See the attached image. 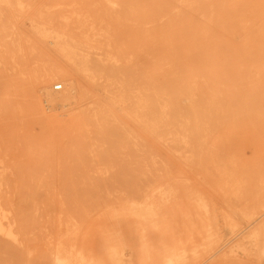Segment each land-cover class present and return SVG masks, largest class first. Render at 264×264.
Segmentation results:
<instances>
[{"label": "bare ground", "instance_id": "bare-ground-1", "mask_svg": "<svg viewBox=\"0 0 264 264\" xmlns=\"http://www.w3.org/2000/svg\"><path fill=\"white\" fill-rule=\"evenodd\" d=\"M171 1L152 0L147 5L155 7L154 17L162 19L160 22L147 18L144 22L111 23L109 26L124 34V38L113 41L106 34L102 13L109 9L107 3L115 0H85L81 6L67 0L65 6L75 15L74 24L82 26L83 34L75 46L82 45L72 50L76 39L65 35L67 22L58 29L32 22L35 41L21 34L14 37V25L5 19L2 9L9 10V14L18 11L34 16L41 13L42 6L32 1L0 0V116L4 109L13 108L28 95L35 116L52 122L39 97L29 96L32 79H12L4 67L23 54L41 52L42 44L50 43L71 60L82 82L98 93L90 108L82 109L68 122L79 131L80 149H94L105 163L98 172L108 173L111 182L138 185L145 181L147 169L158 163L151 157L153 152L182 151L183 161L208 176L209 189L228 204V209L219 215L236 232L245 223L251 224L258 214L249 208L242 210L241 202L243 197L252 195L248 186L254 178H261L259 171L264 164H258L254 174L242 170L241 140L244 136L249 138L264 160V146L259 145V139L264 138V20H245L249 15L238 12L234 0H195L196 6L184 8L172 7ZM139 8L135 4L131 7ZM79 9L89 16L86 20H79ZM261 14L264 19V5ZM106 15L115 16L113 11ZM197 17L205 20L196 21ZM217 18L236 20L213 21ZM114 55L118 63H103ZM36 83L43 91H49L47 98L52 105L78 103L77 96L82 92L60 68L41 72ZM61 88L62 91L56 90ZM159 165L164 166L163 161ZM19 167L26 169L25 164ZM13 175L9 164H0V249L9 244L24 246L29 239L27 234L34 229L20 206L27 196L17 185L24 186L28 177L21 173L20 179L15 180ZM159 179L156 176L154 180ZM139 193L147 197V193ZM34 195L32 191V201ZM233 200L236 207L229 204ZM196 201L197 233L205 238L206 247L199 251L192 247L190 256L184 247H175L160 256L158 262L144 241L141 249L151 259L150 264H242L241 255L234 254L241 250L240 238L227 249L215 250L218 231L212 230V224L218 215L208 208L206 197L198 195ZM35 202L30 221L39 212ZM69 210L61 206L59 212H65L69 219ZM80 210L87 212L85 208ZM117 212L112 209L107 214ZM56 231V264H106L102 258L75 250L76 244L64 237L70 230L61 218ZM103 248L111 258L119 254L120 263L133 264L132 244L119 243L112 233L105 238ZM67 250L74 254L61 253ZM123 255L127 257L123 259ZM11 256L13 264L27 263V258L25 263L14 253Z\"/></svg>", "mask_w": 264, "mask_h": 264}, {"label": "rangeland", "instance_id": "rangeland-1", "mask_svg": "<svg viewBox=\"0 0 264 264\" xmlns=\"http://www.w3.org/2000/svg\"><path fill=\"white\" fill-rule=\"evenodd\" d=\"M22 1L37 2L42 6L41 13L27 16L13 11L9 14L11 12L3 8L2 11L6 13L5 19L14 25V37L21 34L35 41L32 22L37 25H53L57 29L67 22L65 35H73L76 42L71 45V49L78 50L77 47L82 44L77 47L75 45L77 39L82 38V26H75V15L69 6H65L67 0ZM73 1L81 6L85 0ZM115 1V3H107L109 7L103 5L109 9L102 13L106 34L113 41H116L114 40L116 37L124 38L123 30L119 31L109 26L113 22L121 25L128 22H144L147 18L154 22L162 21L154 17L157 14L154 6L147 7L152 0ZM183 1L187 2L172 0L169 4L175 8L197 5L194 3L195 0ZM234 2L238 12L249 15L245 20L252 22L264 20L261 14L263 0H234ZM134 4L139 5L140 8L132 10ZM108 11H113L115 16L108 17L106 15ZM86 14L83 9H79V20H86L89 17ZM149 14L152 16H145ZM194 19L205 20L201 17ZM234 20L236 19H213V21ZM42 45L41 52L36 50L37 54L33 52L23 54L15 59V63L10 62L4 66L12 79L21 77L32 79L33 88L29 96L39 97L44 112L52 122H44L35 116L28 95L22 97V101L13 108L4 109L0 116V164L7 163L11 166L15 180L20 179L21 173H25L28 177L24 186L17 185L27 196L24 204L20 205L23 206L25 219L34 227L27 234L29 239L24 246L9 244L7 248L0 249V264H13L11 256L13 253L25 263L27 258L26 264H56L54 241L59 235L56 226L60 218L63 223H68L70 231L68 235L64 234V237L76 244L75 250L102 258L106 264H124L120 263L119 254L111 258L105 253L103 244L110 233L118 238L119 243L132 244L133 264L151 262L141 249L144 241L151 257L158 258V262L160 256L170 253L175 247H184L190 256L192 247L197 251L206 247L205 238L197 233L198 195L206 197L208 208H212L211 211L218 215L216 223L212 224V230L218 231L215 250L227 249L240 238L241 250H237L234 254L241 255L242 264H264V165L259 171L261 178L257 181L255 178L254 181L252 179L253 182L248 186L252 189V195L243 197L241 202L242 210L249 208L257 211L258 214L251 224L245 223L236 232H232L225 219L219 215L221 211L228 209V204L214 196L213 190L209 189L210 186L207 184L208 176L183 161L182 151L173 154L162 150L153 152L151 157L158 163L147 169L145 181L138 185L124 184L117 180L111 182L112 177L108 173L98 172L105 163L99 159L94 149H80L79 131L74 126L68 125L71 117L82 109L92 106V99L98 95L97 91L82 82L83 78L71 65V60L61 55L55 46L50 43ZM82 48L85 49L83 46ZM109 62L118 63L117 56L103 60L105 65ZM51 68L62 69L66 78L78 88V91L82 90L77 96L78 103L52 105L48 101L49 91H43L36 81L40 78L41 72ZM56 90L62 91L63 88ZM250 141L246 136L241 140L242 170L254 174L256 166L264 164V160L259 158L260 152L257 146ZM259 145L264 146V138L259 139ZM160 161H163L164 166L159 165ZM20 164H25L26 169L20 168ZM156 176L160 178L158 181L154 180ZM135 190H138V193ZM32 191H35L34 200L39 212L34 217L31 216L32 221H30L29 213L34 201L31 199ZM139 191L147 193V197L140 195ZM89 194L90 196H87ZM234 201H230L229 204L236 207ZM61 206L71 209L69 219L65 212H59ZM81 208H85L87 212L83 213ZM112 209L118 212L107 214V211ZM61 253L74 254L72 250ZM126 257L127 255H123V259Z\"/></svg>", "mask_w": 264, "mask_h": 264}]
</instances>
